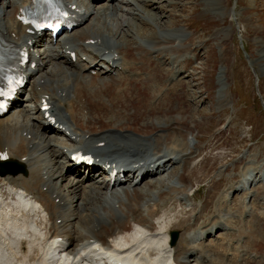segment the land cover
Segmentation results:
<instances>
[{
  "label": "bare ground",
  "instance_id": "1",
  "mask_svg": "<svg viewBox=\"0 0 264 264\" xmlns=\"http://www.w3.org/2000/svg\"><path fill=\"white\" fill-rule=\"evenodd\" d=\"M134 1H118L117 5L103 6L101 11L95 12L89 0H68L78 8L88 25L58 43L59 48L46 51L44 71L35 68L28 72L33 79L30 94L39 100H48L58 123L56 129L39 118L36 115L39 110L31 104L28 110L0 119V154L21 162L25 169V174L0 176V264H210L214 254L202 249L203 242L194 243V238L217 229L227 231L222 223H214L197 234H190L189 243L169 246L173 224L170 216L166 217L165 206L181 198L192 201V188L185 173L197 148L193 147V129L180 136L177 133L178 137L171 139L174 129L155 123V118L161 107H178L179 96L163 98L164 93L169 94L166 89L172 83L179 85L174 64L184 48L185 35L181 30H170L169 35H165L163 28L150 22L153 29L145 27L146 30L137 33L148 45L131 43L123 26H127L126 21L135 11L145 13L139 5L141 0H137L139 4ZM143 2L145 8L150 6L147 1ZM21 4L20 0H0V33L5 31L11 38L13 34L22 37L23 32L14 22ZM89 41L93 44H86ZM66 46L77 49L78 57L85 56L86 60L73 64L64 52ZM161 51H169L173 56L172 66L164 73L159 61L152 56ZM32 60H36L34 55ZM108 63L114 65L111 70L116 71L115 76L104 71L98 73L103 76L89 73L94 67ZM135 102H141L143 109L149 110L148 115L143 113L139 120L153 118L149 131L147 127L142 130L131 127L130 130L125 126L124 122L133 121L124 116L135 108ZM106 119L123 123L108 125ZM177 120L185 125V116L173 121L181 127ZM49 130L60 132L62 137L63 133L67 134L66 138L69 134L74 140L55 139L48 135ZM146 137L154 139L157 149L146 147L151 145ZM101 142L104 145L98 148L96 145ZM75 151L93 153L95 159L132 167L146 175L158 171L160 179L167 173L166 163L174 162L180 165L182 174L168 180L170 185L165 187L166 191L152 190L153 196L147 191L153 188L156 179L139 187L138 183L133 184L135 179L132 178L127 184L108 190L95 183L91 175L87 180L71 176L75 172H70L68 156ZM250 170L254 169L247 167L243 176ZM67 175L77 179H69L65 184ZM253 181L250 176L243 177L238 185L229 189L242 192L241 202L249 216L250 210L255 211L254 204L246 206L247 202H256L250 186ZM188 206L195 209L192 203ZM139 209H142L140 214L135 215ZM91 241L99 243L94 245ZM224 261L223 264H257L246 259L243 252L236 260L228 256Z\"/></svg>",
  "mask_w": 264,
  "mask_h": 264
},
{
  "label": "rangeland",
  "instance_id": "2",
  "mask_svg": "<svg viewBox=\"0 0 264 264\" xmlns=\"http://www.w3.org/2000/svg\"><path fill=\"white\" fill-rule=\"evenodd\" d=\"M145 1L150 5L148 8H145L143 0L139 1L140 4L134 1L145 13L135 11L134 16L131 15L126 21L128 27L124 24L127 40L135 45L147 46V41L137 33L146 28L153 29L150 22L163 28L165 35H169L170 30H181L185 35L182 40L184 48L174 64L179 85L172 83L166 89L169 94L164 93L163 98L179 96L178 107H161L159 111L162 114L159 112L155 118V123L174 129L173 136L169 134L173 137L171 139L178 137L175 135L177 133L180 136L193 129V147L197 148V153L189 161L188 173H185L186 181L190 180L191 191L195 192L192 201L181 198L171 205V202L166 204L167 211L164 209L165 214L168 212L166 217L170 216L168 218L173 224L170 231L179 233L173 247L189 243L190 234H197L220 222L228 229L213 230L215 235H219L217 239L210 234L194 239V243H204L203 250H210L214 254L210 264H223L228 256L236 260L242 252L246 259L264 264V0ZM101 7L94 6V9ZM140 14L142 18H139ZM152 56L159 61L162 73L172 66L173 56L169 51ZM31 98L35 107V97ZM140 103H134L135 108L129 110V115L122 114L133 118V121L124 123L130 130L147 127L146 131H149L153 118L144 117L140 119L142 122L139 120L140 115L144 113L147 116L149 111L143 109ZM153 105L155 102L152 108ZM184 116L185 125L178 120L176 123H180L181 127L173 122L175 118ZM105 123L119 125L123 122L116 120L113 123L112 119H106ZM48 135L51 136L50 133ZM150 136L153 137V133ZM146 140L151 144L146 145L148 149L156 148L154 139L146 137ZM159 147L163 148L161 145ZM59 162L64 161L59 159ZM174 165L175 169L171 168L162 182L153 181V188L148 189V194L153 196L154 189L166 191L165 187L170 185L168 180L182 174L180 165ZM247 167L254 169L249 174L256 180V186L251 187L256 202L251 203L250 199L251 202L246 203V206L254 204L255 211L257 209L256 212L250 210V216L248 210L243 208L242 192L229 191L230 187L238 185L246 177L243 175ZM69 179L77 178L67 175L63 183ZM147 193L146 197L152 198ZM191 203L195 209L188 206ZM101 208L105 210L103 206ZM71 210L74 211L75 206ZM141 210L135 215L140 214ZM252 253L253 256H250Z\"/></svg>",
  "mask_w": 264,
  "mask_h": 264
},
{
  "label": "water",
  "instance_id": "3",
  "mask_svg": "<svg viewBox=\"0 0 264 264\" xmlns=\"http://www.w3.org/2000/svg\"><path fill=\"white\" fill-rule=\"evenodd\" d=\"M177 236H178V234L176 232L171 233V239H172L171 244L175 243Z\"/></svg>",
  "mask_w": 264,
  "mask_h": 264
}]
</instances>
